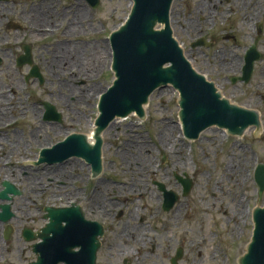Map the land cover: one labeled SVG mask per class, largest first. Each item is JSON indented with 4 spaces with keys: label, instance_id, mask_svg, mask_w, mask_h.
<instances>
[{
    "label": "rangeland",
    "instance_id": "374dc122",
    "mask_svg": "<svg viewBox=\"0 0 264 264\" xmlns=\"http://www.w3.org/2000/svg\"><path fill=\"white\" fill-rule=\"evenodd\" d=\"M233 1L173 0L170 12L172 35L192 67L200 73L203 58L200 49L197 46L191 48V44L206 35L217 41V47H225L226 54L230 53V43L226 40L231 34V19L224 21L225 17L218 13H229ZM209 2L215 3L216 8ZM199 5L207 8L202 17L196 11ZM130 9L131 0H101L90 13L92 20H88L89 11L82 5L78 16L75 9L67 15V11H60L58 23L62 26L50 38L38 35V28L25 24V32L18 36L37 47L38 55L44 54L40 59L44 79L41 87L33 80L25 85L22 80L25 70L17 71L11 66L14 58L10 50L17 53V49L7 40V35L12 38L13 30H7L6 21L11 19L12 12L0 10V73H3L0 89H7L4 92L9 96L6 107L9 111L4 110L7 119L0 124V192L4 182L21 192L9 202L14 216L7 223L12 228L8 240L4 238L7 224L0 223V264L35 262L32 246L38 241L25 242L23 230L39 232L48 222L44 219L45 208H65L71 204H78L84 211L87 207L101 212L122 211L124 217L119 227L127 223L135 226L136 221L144 219L141 231L160 248L153 255L149 246L140 248V264H170V259L181 248L184 255L179 264H238L246 252L253 229L252 211L257 207L264 208V192L259 199L253 179L256 166H243L246 154L241 147L243 141L236 142L229 135L224 137L217 128L201 133L196 141H187L182 136L178 119V93L171 87L152 93L144 108V120L129 116L110 124L116 127L112 126L111 131L107 128L102 136V173L99 177L91 179L90 167L80 159L54 165L38 164L42 149L51 148L71 134L88 136L92 133L98 116L99 96L114 80L111 55L107 63L108 37L124 23ZM71 14L78 18L73 23L76 36L72 39L62 36ZM64 39L72 43L65 45L71 53L67 60L74 57L75 49L85 61L92 57L93 72L86 76L90 81L79 77L81 68L79 70L74 64L70 65L73 66L71 73H66L70 66L59 67L55 63L52 65L58 66L59 71L47 73L46 66L52 57L46 53H53ZM58 50L57 58L64 60L68 52H62L60 46ZM212 54L215 49L209 53ZM211 58H208L210 64L213 63ZM58 75L60 77L56 78ZM226 76L230 77V74ZM67 84L73 91L72 96L65 90L59 92ZM227 88L228 91L218 89L231 102L229 86ZM83 94H87V98H83ZM39 100L56 108L61 115L60 123L43 119L44 108ZM6 108L0 104L1 111ZM137 149L139 153H136ZM231 162L237 171L228 175L225 170ZM253 162L264 164V152L256 153ZM177 176L193 183L186 197H181L182 186ZM157 183L179 195L178 203L170 212L161 209L163 198ZM101 186L110 188L95 197L94 193L99 192ZM239 201L242 206L237 214L241 211L242 214L232 217L233 208ZM3 204L6 203L0 201V205ZM85 214L88 219H95L91 214Z\"/></svg>",
    "mask_w": 264,
    "mask_h": 264
},
{
    "label": "water",
    "instance_id": "95a60500",
    "mask_svg": "<svg viewBox=\"0 0 264 264\" xmlns=\"http://www.w3.org/2000/svg\"><path fill=\"white\" fill-rule=\"evenodd\" d=\"M131 2L127 19L109 38L114 80L99 96L98 116L91 136L94 144H90L84 135L71 134L53 147L41 150L38 164L54 165L71 158L82 159L91 167L92 177H98L102 171L103 132L118 118L135 115L144 120V107L150 96L155 90L166 87H172L178 93V118L182 134L189 141L197 140L202 132L212 127L226 130L231 136H241L248 126L258 125L254 112L232 105L212 82L193 69L172 35L170 12L173 0ZM200 43L198 41L193 47ZM45 107V119L61 122L52 106ZM178 180L183 188L182 197H186L192 182ZM254 181L260 199L264 192V165L256 167ZM157 186L163 193L162 208L168 212L179 196L167 191L162 184ZM2 187L0 201L6 204L0 205V223L7 224L14 216L9 202L21 192L9 182L2 183ZM44 211L48 223L40 232L33 233L30 229L22 232L25 242L39 240L32 246L37 259L31 264H96L102 227L86 221L81 208L75 204L65 208L47 207ZM252 221L251 239L239 264H264V208L253 210ZM11 234L12 228L7 224L5 240ZM180 258L181 251L178 250L172 264H177Z\"/></svg>",
    "mask_w": 264,
    "mask_h": 264
},
{
    "label": "flooded vegetation",
    "instance_id": "af4514ba",
    "mask_svg": "<svg viewBox=\"0 0 264 264\" xmlns=\"http://www.w3.org/2000/svg\"><path fill=\"white\" fill-rule=\"evenodd\" d=\"M96 2L97 6L101 4V0H0V4H3L0 6V10L12 12L11 19L6 21L7 30H13L12 38L7 35V40L12 42L10 44L17 49V53L10 50L14 58L11 66L17 71L25 70L22 79L26 83L25 85L33 80L35 85L41 87L44 81L40 67L42 60L40 61V55L36 53L37 47L26 42L25 38L18 36L25 32V24L33 29L38 28V35L52 36L55 34L54 31L59 30L62 26L61 22L58 23L61 19L60 11H67V15L69 11L75 9L78 16V10L82 5L89 11V14L86 15L88 20H92L93 15L90 13L93 12ZM10 4L11 8H9ZM214 6L216 8V5ZM17 7L20 9L18 10ZM34 13L37 15L33 17ZM218 14L225 17L224 21L231 19V34L226 40L230 43V53L226 54L225 47H217V41L212 37L202 35L199 38L201 42L200 55L203 58L201 73L207 79L214 80L212 82L223 91H228L227 87L229 86L231 103L234 106L257 115L259 124L247 127L242 137L234 138L236 142L243 141L241 147L246 152L243 166H257L261 162L255 164L253 156L256 153L264 152V0H235L229 13ZM71 16V19L68 18V25L71 28L67 34L74 37L76 35L73 23L78 21V18L75 19V14H71ZM37 17L39 18L37 19ZM42 29L50 30L45 35V31L43 32ZM214 49L215 54L209 55ZM225 56H229L231 60L226 61L223 59ZM209 57H212V64L208 60ZM228 74L230 77L226 76ZM41 101L39 100L40 106L44 108L46 102ZM57 114L59 113L57 112ZM42 117L43 119L46 117L45 108ZM90 178L94 179L92 174H90ZM79 207L86 221L98 223L103 230V235L99 238L100 246L96 252V264H140V248L149 246L152 251L151 255L160 248L152 243V238H147L144 236L145 232L141 231L144 219H140L139 222L135 220V226H130L127 223L119 227L120 221L124 217L122 211L111 213L104 210L101 212L93 210L92 207H87V211H84L81 206ZM85 212L91 214L95 219H88ZM155 235L161 236L162 234ZM180 251L182 260L184 251L182 248ZM175 256L170 259V264Z\"/></svg>",
    "mask_w": 264,
    "mask_h": 264
},
{
    "label": "bare ground",
    "instance_id": "6f19581e",
    "mask_svg": "<svg viewBox=\"0 0 264 264\" xmlns=\"http://www.w3.org/2000/svg\"><path fill=\"white\" fill-rule=\"evenodd\" d=\"M215 5V3H213V2H209V5ZM130 5V4H129ZM208 5V6H209ZM205 10H207V8L205 7V6H201V5H199V7H197V9H196V11L198 12H200L199 13V15H201V17L203 16L202 14L205 12ZM37 15V13H34V15H33V17L34 16H36ZM39 17H37V19H38ZM201 20H202V18H201ZM74 21V20H73ZM72 21V22H73ZM170 23H172L171 22V14H170ZM70 28H71V26L70 25H67V27H66V29H65V33L62 35V36H64V37H66V38H71L72 39V37L73 36H71V35H69V34H67V32L70 30ZM43 30V32L45 31V35H47L48 34V31L50 30V29H42ZM58 32V30L57 31H54V33H57ZM52 34V33H51ZM53 36V35H52ZM48 38H50L51 36H47ZM46 37V38H47ZM66 44H69V45H72V43L71 42H69V40H67L66 42H65V39L63 40V42L61 43V45H57L56 47H55V50L53 51V53L52 52H47L46 53V55H49V56H51L52 57V59H51V61H50V64H49V66H46V71H47V73H49V74H51L52 72H54V71H59L58 70V66H56V65H52V64H57V65H59V67L61 66V67H64V66H70L71 64H74L75 66H77L78 67V69L80 70V68H81V70H80V72L83 74H79L80 76L79 77H85L86 78V76H89V74L90 73H92L93 71H92V57H90V58H88V59H86V61L84 60V59H82L81 58V54L79 53V51L77 50V49H75V51H74V53H75V55H74V57H71V60H67L68 58H69V56L71 55V53H70V51H69V47H66L65 45ZM61 47V49H62V52H63V50L65 51H67L68 52V55L66 56V58H64V60H62V59H58L57 58V56H58V47ZM86 50V49H85ZM85 50L83 51V54L85 53ZM107 63H109L110 62V50H109V48H107ZM86 54H89V52H87ZM80 55V56H79ZM92 55H93V52H92ZM43 56H44V54H41L39 57L40 58H43ZM90 56H91V52H90ZM3 58L5 59L6 58V56H3ZM81 58V59H80ZM223 59H225L226 61H230L231 59H230V57L229 56H225V57H223ZM80 62H81V65H80ZM74 66V67H75ZM73 71V66L71 67H69L68 68V70L66 71V73H71ZM65 73V74H66ZM3 73H0V78H1V75H2ZM65 74L63 75V76H65ZM59 75H61V74H59ZM56 76V78H59L60 76ZM78 77V75L76 76V78ZM86 81H90L91 79L90 78H86L85 79ZM7 90V89H6ZM6 90H2V89H0V104L2 105V106H4V108H6V107H8L7 106V104H8V99H9V96H7L6 94H5V92L4 91H6ZM63 90H65L66 92H67V94H69V96H72L73 95V91H72V89H71V87H70V85H66V86H63V88L62 89H59V92H62ZM82 97L84 98V97H86L87 98V94H83L82 95ZM4 110H8L9 111V108H6V109H3V111H1L0 110V124H2V123H4L5 121L3 120V119H7V116H6V118H5V112H4ZM114 125V124H113ZM113 125H110L109 127H108V130H110L111 131V129H112V126ZM114 128L116 127V126H113ZM113 128V129H114ZM178 130H180V126L178 127ZM109 132V131H108ZM221 133V135L222 136H224V137H226L227 136V134H226V132H225V130H223V131H220ZM103 136V135H102ZM103 138V137H102ZM88 141H89V143H93V139L91 138V134L90 135H88ZM134 149H136L135 147H134ZM140 151H138V149H137V151H136V153H139ZM122 157V156H121ZM70 165H72V163H70ZM86 168H87V166H86ZM236 171H237V168H236V166H234L233 165V162H231V165H229V166H227L226 167V170H225V173L226 174H230V175H233V174H235L236 173ZM180 179H183V178H181V177H179ZM110 188V186H101V189L99 188V192H95L94 193V196L95 197H98L99 196V194H101V193H103V192H105L106 190H108ZM94 202V201H93ZM242 206V202H238L235 206H234V208H233V213L231 214V216L232 217H238V216H240L241 214H242V211L239 213V214H237V212H238V209L240 208ZM216 256H218V254H216Z\"/></svg>",
    "mask_w": 264,
    "mask_h": 264
}]
</instances>
